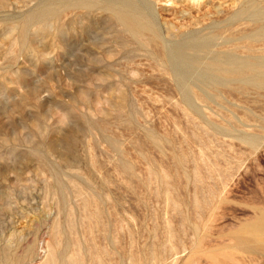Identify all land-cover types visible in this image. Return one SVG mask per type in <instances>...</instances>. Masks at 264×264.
I'll return each instance as SVG.
<instances>
[{"label":"rangeland","instance_id":"obj_1","mask_svg":"<svg viewBox=\"0 0 264 264\" xmlns=\"http://www.w3.org/2000/svg\"><path fill=\"white\" fill-rule=\"evenodd\" d=\"M239 1L134 0L139 41L100 0H0V264H264V84L156 56Z\"/></svg>","mask_w":264,"mask_h":264},{"label":"bare ground","instance_id":"obj_2","mask_svg":"<svg viewBox=\"0 0 264 264\" xmlns=\"http://www.w3.org/2000/svg\"><path fill=\"white\" fill-rule=\"evenodd\" d=\"M82 3L86 5L88 0ZM232 6L228 20L224 21L225 27L231 25L233 29L230 36L216 42L215 36L199 37L192 32L189 40L170 49H158L156 56L163 66L174 71L177 84H187L194 75V82L201 84H264V0H240ZM100 7L110 12L108 18L113 24L119 25L117 36L130 35L140 41L157 35L154 24L134 0H100ZM216 44L218 47L212 50ZM255 227L258 230L251 238L256 239L264 235V222Z\"/></svg>","mask_w":264,"mask_h":264}]
</instances>
